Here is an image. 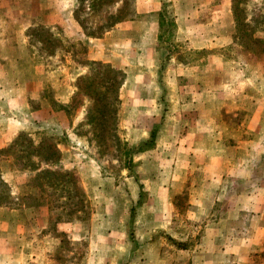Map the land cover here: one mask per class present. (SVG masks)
<instances>
[{"label": "rangeland", "instance_id": "1", "mask_svg": "<svg viewBox=\"0 0 264 264\" xmlns=\"http://www.w3.org/2000/svg\"><path fill=\"white\" fill-rule=\"evenodd\" d=\"M161 1L160 5L155 2L160 7L158 13L163 18L160 41L156 40L157 55L155 58H149L150 63H147L148 51L139 52L137 56L140 61L142 56L147 59L144 66L149 74L154 69L153 72H158L164 79L162 92L158 85L141 84L146 93L158 95L161 99L125 100V92L132 97L130 90H127L131 89V85H123L119 91L120 102L116 104L118 111L114 114L117 121L114 136L117 138L108 140L105 135L99 144L92 140L86 115V100L81 93L76 94L75 88L77 74H85L89 69L85 56L86 34L102 37L108 25L117 20L134 17L136 6L140 11L146 8L138 6L136 0H100L99 5H93L91 8L86 0L82 3L74 0V15L82 24H76L79 30L70 23L55 26L51 28V32L56 38L44 31V34H36L33 29L30 30L32 57L39 63L38 73L44 68L43 75L47 83L41 96L45 98L43 102L50 110L47 114L32 115L30 119L35 124L31 126L32 130L21 132L25 134L19 137L17 145L12 148L9 144L0 147V179L4 182H0V207L5 208L0 210V219L6 221L4 229L0 228V235L4 233L12 236V229L19 225L21 231L33 240L28 250L33 255L32 264L37 263L36 259L40 253L44 254V264H128L130 261L132 264H142L139 260H144L142 256L145 248L142 249L140 234L145 232V229L137 227L135 220L141 215L138 206L152 193L150 178L146 179L144 176L167 168L162 152H156L157 135L154 134V139H150L149 130L162 123L169 108L182 104L181 100L170 99L177 94L176 91L180 93L181 90L188 91L192 86H196L191 83L193 78L190 77L193 76H190L192 73L186 74V68L190 65L197 66L198 75L201 73V76L206 77V83L222 77L227 72L236 73L240 65L245 66L246 74L250 76L255 73L261 76L264 74V0H227L226 9L224 5H219L225 0ZM224 10L229 14L227 25L224 20H211L214 34L217 27L226 28L229 32L232 41L228 46L213 47L209 50L190 48L188 39L185 38L190 31L194 34L195 31L199 32L196 27H199V22L204 18L191 22L190 30L186 26L182 36L179 35L181 38H178L173 20L175 12L193 11L209 18L224 13ZM38 27L44 26L38 25L35 28ZM117 52H114L115 55ZM152 52L153 50L150 57ZM222 61L230 62L223 70L220 68ZM211 62L213 73L209 74ZM252 63L259 65V71H256ZM96 69L98 74L102 70L99 66H96ZM176 76L181 78L177 86L173 84L174 80L172 81ZM132 91L136 92V89ZM67 94L71 95L70 101H58V95L65 99ZM30 106L34 110L37 109L40 100H31ZM124 109L136 114L123 116ZM224 116L229 123L236 122L225 109ZM241 118L245 120L248 116L242 114ZM263 118L264 116L261 117ZM12 123L11 115L8 112L3 114V118H0V139L4 134L2 131H8V127L13 126ZM130 129L137 130L136 139H132L134 135L129 136ZM75 135L86 139L87 147L80 148L78 145L75 146L76 149L72 148ZM26 139H31L34 146L27 144ZM35 146L40 147L39 153L42 154L39 157L31 153ZM82 148L83 153H80ZM169 153H172L171 148ZM42 159L52 160L54 165L45 167V163L39 162ZM37 168L41 169L36 171ZM263 168V164L255 166L256 179L253 183L250 182L245 193L256 188L254 186L264 175ZM51 172L53 174H50ZM52 175L56 177L54 185L49 182ZM233 182H230L229 195L224 200L231 205L236 201L243 206L244 201L240 198L238 201V196L234 194L238 188H234ZM90 185L94 187L92 197L88 194ZM8 191L11 192L9 197ZM260 191L261 194L256 190V196L245 197L251 210H244L235 218L236 213L230 209L229 222L235 227H229V234H235L233 236H236L237 242L229 247V264H264V244L253 242L254 232L250 225L251 214L256 213L252 210L253 205H260L264 211V187ZM175 200L180 209L177 218L183 219L188 197L184 194ZM23 206L33 207L34 210L27 215L23 212ZM11 208L19 211L10 212ZM237 225L239 226L236 227ZM165 231L162 227L153 233L154 251L159 250L162 256L165 255L168 263L173 264L176 246L179 244L174 238L173 229H168L166 233ZM244 238H248L245 241L247 245L243 242L239 244L240 239ZM195 241L196 237L192 236L185 244H193ZM2 245L0 243V253L5 250ZM246 256L249 259L244 261L243 257Z\"/></svg>", "mask_w": 264, "mask_h": 264}, {"label": "crops", "instance_id": "2", "mask_svg": "<svg viewBox=\"0 0 264 264\" xmlns=\"http://www.w3.org/2000/svg\"><path fill=\"white\" fill-rule=\"evenodd\" d=\"M155 2L160 5L162 1L136 0V4L142 5L146 10L140 11L136 6L134 17L117 23L102 37H87L86 40L85 56L88 61L110 64L125 73L122 86L131 85V89L127 90L132 94L129 97L128 92H125V100L161 99L158 95L146 93L141 84L158 85L162 92L164 79L158 72L155 74L154 69L149 74L144 66L147 59L141 55L140 61L137 57L139 52L148 51L147 63H150L149 58L157 55L156 40L160 41L161 23L158 13L160 7ZM227 4L228 1L225 0L219 5H224L226 9ZM140 14L144 16L139 17ZM198 18H204L199 22V27H196L199 32L194 30V34L190 31L185 38L188 39L190 48L209 50L230 44L232 37L226 28L217 27L214 34L211 20H224L227 25L229 14L226 10L209 18L193 11L175 12L173 20L178 38H181L186 26L190 30L191 22ZM68 23L79 30L74 19V0H0V118L8 112L13 121V126L8 127V131H2L4 134L0 139L1 148L8 146L20 132L32 130L31 126L35 124L30 119L32 115L47 114L50 110L43 102L45 98L41 96L47 83L43 75L44 68L38 73L39 63L32 57L30 30L38 25L51 29ZM115 51H118L116 55ZM212 63L209 65V74L213 73ZM229 63L222 61L220 68L223 70ZM256 65L252 63L256 71H259V65ZM186 69L187 75L192 73L191 83L196 86L188 91H176L177 94L170 99L181 100L182 104L169 108L162 123L149 130L150 136L152 132L157 135L156 152H162L163 155H158L164 157L167 168L144 176L146 179L150 178L152 193L138 206L141 215L135 220L137 227L145 229L140 234L142 249L145 248L142 256L144 260H139L142 264H170L159 250L154 251L155 242H152L153 233L162 227L166 230L165 233L168 229H173L174 238L179 244L176 246L173 264H229V247L237 242L236 236H233L235 234H229V227L232 226L229 222L230 209L236 213L235 218L244 210H251L245 201L247 195L256 196V190L261 194L260 190L264 187L263 175L256 186L252 185L256 188L245 193L250 182L253 183L256 179L255 166L264 165V118L261 119L264 116V74L261 76L255 73L250 76L246 74L245 66L240 65L236 73L222 72V77L216 80L212 78L213 81L206 83V77L201 76V73L198 75L197 66L190 65ZM173 80V84L177 86L181 78L176 76ZM134 88L136 92L132 91ZM73 93L74 91L71 92ZM58 97L59 102L67 103L71 95L67 94L65 99L60 95ZM31 100H40V106L32 109ZM224 109L236 119L234 124L225 120ZM123 112V116L134 113L128 112V109ZM242 114L248 118L242 119ZM136 131L130 129L129 136L134 135L132 139H136ZM145 132L148 136L147 130ZM72 144L71 147L75 149L78 145L80 148L87 147L86 139L80 135L74 136ZM83 148L80 153H83ZM230 182H233L234 188H238L234 194L238 196V201L239 198L244 201L243 206L236 201L231 205L224 200L229 195ZM93 188L91 186L88 191L90 197L94 196ZM184 194L187 195L188 202L183 219L178 220L180 209L175 199ZM258 202L260 204V199ZM259 206L253 205L252 210L256 213L251 214L250 225L254 232L253 242L262 245L264 211ZM4 209L0 207V210ZM32 210L33 207L23 206V212L27 215ZM9 211L17 212L19 209L11 208ZM4 225L6 221L0 219V228ZM192 236L196 237V241L186 245L185 242ZM247 239H240L238 243L247 245ZM0 243L5 249L0 253V262L3 264H32L33 255L28 250L33 240L21 231L19 225L12 229V236L4 233L0 235ZM42 257L44 254L40 253L36 264H44ZM248 259V256L243 257L244 261Z\"/></svg>", "mask_w": 264, "mask_h": 264}, {"label": "trees", "instance_id": "3", "mask_svg": "<svg viewBox=\"0 0 264 264\" xmlns=\"http://www.w3.org/2000/svg\"><path fill=\"white\" fill-rule=\"evenodd\" d=\"M78 1H80L81 3L84 2V0H78ZM86 1L89 4L88 6L91 8L93 5H99L100 0H86ZM74 19L79 24V26L82 25L80 24L81 22L76 18L75 15H74ZM121 21L123 20H117L113 24L108 25L107 30L111 29L113 26H115L117 23ZM162 21H163V18L160 15L161 24H162ZM33 31L36 34L40 32L43 33L44 31V33H48V35L51 34L53 38H56L54 37V34L51 32L50 28H46V27L35 28L34 27ZM161 34L162 33H160V35ZM86 36L87 37H99V35H95L91 33L86 34ZM86 66L89 67L88 72L85 74H80V73L77 74V77L75 80L76 81L75 88H76V94L81 93L86 100V107H87L86 115H87V120L89 121V125H90V132L92 135V140L96 141V143L99 144L100 143L99 141L102 140V137H104L105 135L108 136L107 137L108 140L117 138L114 136L116 134V125H117V121H116L114 114L117 113L118 111V107L116 109V104L120 102L119 91L125 80V73L121 70H118L112 67L110 64L101 63L97 61H88V65ZM96 66H99L102 69L99 74L97 72L98 70L96 69ZM24 134L20 132L9 143L10 148L17 145L19 137H21ZM150 139L152 140L154 139V132L151 133ZM26 143L30 144L31 147L34 146L33 141H31V139H26ZM38 147L39 146H35V148L31 150V153L36 154L39 157L42 153H39L40 147L39 148ZM39 162L45 163L44 165L45 167H51L52 165H54V161L52 160L48 161L47 159L46 160L42 159V160H39ZM40 169L41 168H37L36 171ZM65 173L68 174L69 171H65ZM50 174H53V173L51 172ZM55 181H56V177L55 175H52L50 177L49 182H52L51 184L54 185ZM0 182H3V181L0 179ZM8 192L9 193H7V197L11 195V192L10 191Z\"/></svg>", "mask_w": 264, "mask_h": 264}]
</instances>
